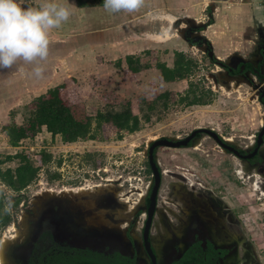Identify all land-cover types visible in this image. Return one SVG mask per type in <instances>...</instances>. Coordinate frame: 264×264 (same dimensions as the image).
<instances>
[{"label": "rangeland", "instance_id": "rangeland-1", "mask_svg": "<svg viewBox=\"0 0 264 264\" xmlns=\"http://www.w3.org/2000/svg\"><path fill=\"white\" fill-rule=\"evenodd\" d=\"M221 1L223 0H214L213 5L204 11V18L201 19V14H198L199 19H193L194 23L192 21L188 24L189 29L184 32L183 36L185 38L187 35L194 36L192 28L196 27L197 36L204 34L210 39L215 56L219 60L229 59L232 53L241 56L252 53L257 47L254 34L248 37L246 33L232 32L224 26L226 14L223 7L240 5L242 1L230 0L227 3ZM44 2L45 0H24L22 6L39 7ZM64 4L72 8L73 14L60 29H54L51 32L50 39L56 41L53 43V49L62 51V53L64 51L62 46L67 47L69 44L67 65L58 67V74L53 75L54 77H47V81H43L41 78H30L28 72L31 68L27 65L21 64L12 69L0 70V160L3 161V168L15 167L18 164L16 159H9V156L17 152L29 154L33 161L42 150L53 154V161L42 168L37 179L22 191L24 198L16 206L13 205L12 195L11 211L14 214V219L4 229L1 240L12 238L19 231H24L21 217L25 214H28L29 218L34 217L36 213H33L32 209L38 211L39 206H42L41 194L50 191V196L46 197L50 199L54 196L58 197L63 189L75 193L79 187H84L91 193L83 197H71L70 194L69 199H79L74 205L84 200L89 201L92 205L94 198L102 194H110L113 197L115 193V196H118V199L124 203L117 212L114 222H119L121 226L125 223L129 225L133 214L140 206V201L144 199L151 181L150 171L147 169V149L155 139L161 137L182 138L195 128L210 127L225 139L229 138L233 142L235 140L248 147L249 144H252L251 141L261 128L262 123L264 124V106L259 99L258 88L252 81L228 75L225 71L227 68L209 58L205 46L191 45L189 47L186 45L187 56L196 63L189 78L173 82L163 81L157 66L162 62L171 67L174 65L176 50L164 49V45L177 37L176 29L180 24L179 21L170 24V21L162 19L160 15L165 13L164 11L159 12L155 3H150V7L141 8L136 13H122L118 20L121 27L127 28V31H122L126 32V35L122 33L119 37L124 40L117 43L116 52H108L109 56L107 55L105 59L102 56L99 57L98 59L101 61L94 67L86 65L81 67L82 62L88 61H82V54L71 50L77 46L75 43L77 41L69 42V40L76 39V34H79V37L81 35L82 39V30L88 34L91 28L98 26V18L95 19L94 24L96 25H92L91 15L84 12L79 17L81 21L77 20L78 16L74 13L73 4L68 2ZM165 12L169 13V11ZM201 13H203L202 10ZM260 14V19L264 24L263 9ZM211 16H214L212 20L214 25L207 26L212 19ZM87 19L90 20V24ZM106 21L102 20V26L99 27L101 31L108 30L109 24ZM169 26V31L165 32ZM181 26L184 28L186 24L182 23ZM142 27L148 29V31H144V33L147 32L143 34L144 36L137 32L142 31ZM222 31H227L229 35L223 37ZM136 32L138 36L135 35ZM61 40L65 42L62 43L63 45L59 43ZM178 41V39H174L170 45H175ZM131 45L135 46L137 50L144 46L150 48H145L139 53V56L142 57V64L149 67L139 71L135 77H131L130 72L125 71L127 68L125 57L130 55L129 46ZM73 53L79 55L72 56ZM115 56H118L117 59H113ZM119 59L124 60L123 66L117 65L116 62ZM50 65L49 60L47 63L45 62L44 74H48L50 70L52 73L56 72L57 67L51 68ZM67 77L76 79V82L70 83V85L76 89L79 99L91 114H95L107 105L118 104L119 101L128 98L133 99L136 106L138 102L145 99L152 100L154 93L157 92L172 90L176 95L174 94L175 96L165 108L161 106L162 104L157 107L155 110L157 114L150 121L144 122L140 130L133 133L119 132L111 125H104L101 133L95 139L65 143L59 135L52 136L46 128H43L35 137L22 140L17 147L11 146L3 131V126L11 122L24 123L29 116V103L33 98L45 93L49 88L63 83ZM191 81L194 84H199V87L204 90H211L209 103L186 105L179 100L180 95L178 94L185 93ZM202 136V143L197 148L159 147L157 156L163 164V169L178 170L177 165L191 166L200 173L204 180H210L212 185L214 182V187L219 182L226 186L225 194L230 201L240 199V202L244 204L242 225L249 236L258 261L260 264H264V203L255 202L253 183L250 181H246L243 192L237 190L236 184L231 183V174L234 172L231 168V156L221 152L208 135L203 134ZM228 160L231 163L228 168H225ZM221 165H225L222 168L223 174H221ZM55 172L59 174V177H54ZM167 180L169 185L170 182L176 181V178H167ZM99 185L107 189L99 190ZM169 195L172 196V193ZM161 205L166 207L170 204L166 202ZM170 206L175 209L173 205ZM163 211L166 214V209ZM169 211L173 212L171 209ZM143 213L144 210L138 213L133 231L141 232L145 218ZM103 214L107 220L111 221L106 216L105 210H100L94 216L85 218L92 219ZM157 222L156 228L158 229H155L154 233L160 232L162 228L158 236L161 239L168 237L165 235V225H160ZM234 227L241 231L239 227ZM227 229L231 230L232 228L227 225ZM12 264L14 263L12 262Z\"/></svg>", "mask_w": 264, "mask_h": 264}, {"label": "flooded vegetation", "instance_id": "flooded-vegetation-1", "mask_svg": "<svg viewBox=\"0 0 264 264\" xmlns=\"http://www.w3.org/2000/svg\"><path fill=\"white\" fill-rule=\"evenodd\" d=\"M241 1L240 6L244 5V7L242 16L239 15L241 19H238L237 28L242 33H246L248 37L254 34L257 47L248 55L232 57L226 62L228 64L226 72L230 76L252 81L258 88L259 99L264 106V24L260 19V12L262 9L264 11V7L252 0ZM211 17L207 26L214 24L212 21L214 16ZM233 71L236 72L231 73ZM263 127L262 123L251 141L252 145L249 144L250 147L235 140L232 143L229 142L234 144L239 154L224 149L216 139L204 132L192 136L186 145L175 148H195L197 139L202 138L203 134L208 135L221 152L231 156L232 163L228 160L226 166L224 165L228 168L231 163L234 171L231 174V183L236 184L237 190L243 192L246 181L252 182L255 202L263 204L264 136L263 142L258 143L259 132ZM200 128L206 127L195 128L178 139H186ZM150 146L151 143L147 149V169L150 170L151 181L145 193L144 202L133 214L126 233L112 228L89 227L83 223L86 216H94L100 210H105L106 216L114 220L124 203L118 199V196H115V193L113 197L110 194H102L94 198L93 201L91 200L92 206L88 209H84L79 204L74 206L79 199L72 200L54 196V198L42 201V206H39L38 211L32 209V212L36 213L33 218H29L27 214L29 233L24 242L10 248V260L14 264H70L74 261H83V259H103L107 262L123 260L128 264H260L242 225L243 202L241 203L240 199L230 201L225 194L226 186L219 182L214 187V182L212 185L210 180H204L200 173L191 166L177 165L178 170L163 169V164L157 156L159 147L155 148L154 154L161 172V182L148 238L155 254V260L152 259L144 237L150 205L149 196L154 185V174L149 164ZM224 166L221 165V170ZM245 166H249L251 172L244 171ZM167 178H176V181L168 185ZM171 193L172 196L169 195ZM166 202L173 205L175 209L170 205L166 207L161 205ZM159 205L166 209L163 223L171 234L160 241V252L153 239L154 236L160 234L162 229L154 233V230L158 229L155 217ZM142 210H144L145 218L141 227V240H138L133 236L132 231L138 213ZM227 225L232 229L228 230ZM234 226L239 227L242 233L235 239H233Z\"/></svg>", "mask_w": 264, "mask_h": 264}, {"label": "trees", "instance_id": "trees-1", "mask_svg": "<svg viewBox=\"0 0 264 264\" xmlns=\"http://www.w3.org/2000/svg\"><path fill=\"white\" fill-rule=\"evenodd\" d=\"M77 4L80 7L100 6L103 5V0H77ZM125 61L127 63L125 71L130 72L131 77H135L139 71L149 67L142 64V57L139 55H127ZM123 62V59H119L116 63L123 66ZM195 66L196 63L187 56L186 52L176 51L172 67L162 62L158 64L157 68L161 72L163 81L173 82L189 78ZM75 82L76 79L67 77L63 83L55 85L45 93L33 98L29 103V116L24 123L11 122L3 126L8 143L17 147L22 140L35 137L43 128H46L52 136L59 135L65 143L95 139L101 133L104 125H111L119 132L133 133L140 130L144 122L150 121L157 114V111L155 112L157 107L162 104L161 106L165 108L176 95L172 90L157 92L154 93L152 100L145 99L138 102L136 106L133 99L128 98L119 101L118 104L107 105L95 114H91L79 99L76 89L70 85ZM209 93H212L211 90H204L199 87V84H194L191 81L186 92L178 95H180L179 100L186 105H196L209 103L211 95ZM9 159H16L18 164L15 167L3 168V161L0 160V185L13 194V205L16 206L24 198L22 191L37 179L42 168L53 161V154L42 150L33 161L29 154L17 152L9 156ZM54 177H59V174L55 172ZM4 207L5 201L0 199V240L4 229L14 219L13 212H5ZM70 264L128 263L123 260L107 262L103 259H83V261H74Z\"/></svg>", "mask_w": 264, "mask_h": 264}, {"label": "crops", "instance_id": "crops-1", "mask_svg": "<svg viewBox=\"0 0 264 264\" xmlns=\"http://www.w3.org/2000/svg\"><path fill=\"white\" fill-rule=\"evenodd\" d=\"M252 1L257 3V5H259L261 7L263 6L262 0H252ZM57 2H59L60 4H64L65 2L73 4L74 13L78 16L77 20H80L79 17L84 12H87V15H89V16L91 15L92 21H93L92 25H96V24H94L95 19L98 18V21H97L98 26L91 28L90 31H88L89 32L88 34H85L87 32H84V30H82V39L80 38L81 35L79 37V34H76V36H77L76 39L71 40L70 39L71 36H69L70 38H68V39H70L69 42H72L74 40L77 41V42H75V43H77V46H74L73 49H71V50H74L76 52H80V55L82 54L81 55L82 61H88L86 63L82 62L81 67L85 66V65L89 66V67H94V66L99 64V61H101L98 59L99 57L102 56L105 59V57L108 55L107 54L108 52L109 53L116 52V50L118 49L117 43H120L121 40H124V39L120 38L119 35L122 33L126 35V32H122V31H124V30L127 31V28L121 27L120 22L118 20L120 18V16H122V13L110 14L109 12H107L104 9L103 6H91V7H87V8L80 7L77 4V0H57ZM222 2L227 3V2H230V0H223ZM38 3H40V2H38ZM150 3H155V6L159 10V12L164 11L165 14L162 13L160 15L162 19L164 18V19L170 21L171 22V23L169 22L170 24L176 23L177 21H179V24H180L179 27L176 29L177 37L174 38V39H178L179 41L175 45H170V42L172 40H174V39H172V40L170 39L171 41L167 42L164 45V49L168 48L170 50L184 51L185 52L186 51L185 47H187V46H189V47L191 45H199L202 47L205 46L204 44H201L200 41H201V38H203V37L207 38V37L204 34H202L199 39L195 38L198 35V31H197L196 27L192 28L194 36L191 37V35H187L185 38L183 35H184V32L189 29L188 24H190V22H192V21L194 23L195 20H193V19H199L198 18L199 16H197L198 14H201V16H200L201 19L204 18V16H205L204 11L207 8H209V6L213 5V0H145V4H144L142 9H144L145 7H150L149 6ZM243 7H244V5L240 6L239 4H235L234 6L233 5L232 6L226 5V8L223 7V11L226 14L224 26L229 28L230 31H232V32H236V33L241 32L242 33V31H240L237 28V26H238L237 23H238V19H241L239 15H241ZM201 10L203 11V13H201ZM218 10H219V8H218ZM238 10H239V12L240 11L241 12L239 13ZM165 11H169V13L166 14L167 12H165ZM102 12H103V14H102ZM103 19L107 20L106 23L109 24V27H108V30L101 31L99 29V27L102 26V20ZM183 20H188V21L183 22ZM134 21H135V19H134ZM87 22L90 24L89 19H87ZM131 22H133V21H131ZM182 23L186 24V27L183 28L181 26ZM202 24H203V22H202ZM213 25L214 24L209 25V26H213ZM217 26H218V24H217ZM169 29H170V26L165 30V32H168ZM144 31H148V29L147 28L144 29L142 27V31H137V32H139V34L141 36H144L143 34L147 33V32L144 33ZM137 32L135 33L136 36H138ZM73 35H75V34H73ZM222 35H223V37H226L227 35H229V33H227V31H222ZM130 36H132V35H130ZM146 36L152 37L151 35H146ZM53 39H57V38H53ZM207 39L210 41L209 38H207ZM53 43H56V41L51 39L50 50H51L52 54L50 52L48 60L51 63L50 67L53 68L54 66H56L57 70L55 69L56 72L53 71L54 73H52L50 70L48 74H43V76L41 78V80H43V81H45L47 77H49V78L54 77L53 75L58 74V67L61 68L62 66L67 65L66 60H67V57H69L67 54H69V51H70V50L68 51L69 44H67V47H64V45L62 43H65V42L63 40H61L59 42L60 44L63 45L62 48H64V51L62 53V51H57L56 49H53V47H54ZM145 48L150 49L149 46H144V47L140 48V50H137L135 46L131 45V46H129V53H130V55H136V54L139 55L140 51H142ZM55 50L57 51V53ZM126 53H128V52H126ZM54 54H56L55 59L53 58ZM76 54L77 53H73L72 56H75ZM77 55H79V54H77ZM235 55H238V54L232 53V56L230 58L234 57ZM117 57L118 56H115L113 59H117ZM230 58L225 59L224 61L228 62L230 60ZM226 60H228V61H226ZM47 61H46V63H47ZM28 67L31 68V66H28ZM31 71H32V69L28 73H29L30 78H33V76L31 75Z\"/></svg>", "mask_w": 264, "mask_h": 264}, {"label": "clouds", "instance_id": "clouds-1", "mask_svg": "<svg viewBox=\"0 0 264 264\" xmlns=\"http://www.w3.org/2000/svg\"><path fill=\"white\" fill-rule=\"evenodd\" d=\"M24 0H0V70L17 65L31 66V75L42 78L50 55V34L60 29L73 14L67 4L45 0L39 7H24ZM145 0H103L110 14L136 13ZM12 193L0 185L5 212L12 209Z\"/></svg>", "mask_w": 264, "mask_h": 264}, {"label": "bare ground", "instance_id": "bare-ground-1", "mask_svg": "<svg viewBox=\"0 0 264 264\" xmlns=\"http://www.w3.org/2000/svg\"><path fill=\"white\" fill-rule=\"evenodd\" d=\"M257 56V55H256ZM252 57V56H250ZM258 57V56H257ZM221 78V77H220ZM226 140L230 143H232L233 141L229 138H226ZM202 141V138L200 139H197L196 143H195V148L198 147V145H200ZM234 145V144H233ZM252 145V144H251ZM251 145H249L248 147H250ZM243 163V162H242ZM250 165V164H249ZM253 168V167H252ZM250 167L249 166H245L244 168V171L246 172H250ZM243 171V170H242ZM99 190H103V189H107L106 187H102L101 185L98 186ZM96 192V191H95ZM91 192L88 191L86 188L84 187H79L76 192L74 193L73 191L71 190H66V189H63L60 191V193L58 194V197H64V198H68L70 197H83L84 195H88L90 194ZM71 194V195H70ZM74 194V195H73ZM50 196V191H47V192H44L43 194L40 195V197L43 199V201H45V198ZM144 198V197H143ZM47 199V198H46ZM143 199L140 201V204L139 205H142L143 204ZM84 209H88L90 208L92 205L89 201H81V203H79ZM75 206V205H74ZM137 209V208H136ZM164 209L159 205V208H158V212L156 214V221H158L157 223H159L160 225H163V219L165 216L164 214ZM119 220V219H117ZM21 223H22V226H23V229L24 231H19L16 235H14L12 238H4L0 241V263L1 264H12V262H10V258L8 256V251L10 250V248L15 245V244H19L21 242H24V240L26 239L28 233H29V230H28V227H27V224H28V221H27V215H23L21 217ZM83 223L86 225V226H89V227H96V228H105V229H115V230H119L123 233H126L127 231V228H128V223H125L123 224L122 226L116 222H114V220H107L105 215H99L97 217H94L92 219H88V218H85L83 220ZM167 223V222H166ZM165 223V224H166ZM84 225V226H85ZM17 230V229H16ZM177 230V229H176ZM164 231L166 232L165 235H167L168 237L171 236L170 232L167 230V228L165 227ZM234 238H238L239 235H242L241 231L239 230H236L234 229ZM133 236L135 238H137L138 240H141V232L140 231H133L132 232ZM173 236V235H172ZM153 237V236H152ZM154 244L157 248V250L160 252V241L162 240L160 236H154ZM24 244V243H23ZM242 244V243H241ZM13 248V247H12Z\"/></svg>", "mask_w": 264, "mask_h": 264}, {"label": "water", "instance_id": "water-1", "mask_svg": "<svg viewBox=\"0 0 264 264\" xmlns=\"http://www.w3.org/2000/svg\"><path fill=\"white\" fill-rule=\"evenodd\" d=\"M195 38L199 39L200 36H196ZM201 44H204L206 46V50L208 52V56L211 60H214L217 64H219L220 66L223 67H227L228 64L224 61V60H219L217 56H215V52L214 49L210 43V41L207 38H201L200 41ZM199 132H204L207 133L208 135L212 136L214 139H216L219 144L226 150H230L235 152L236 154H239V150L236 149L232 144H230L223 136H221V134H219L218 132H216L214 129L210 128V127H206V128H200L195 130L191 136H188L186 139H182L179 140L178 138H172V137H161L158 139H155L150 146L149 149V164L151 166V169L153 170V174H154V185L152 188V191L150 193L149 196V200H150V205H149V209H148V220L146 223V227H145V233H144V237L146 240V247L148 249L149 254L151 255L152 259L155 260V254L154 251L149 243V234H150V227L152 224V219L155 213V209H156V202H157V195H158V191H159V187H160V182H161V172L158 166V162L156 160L155 154H154V150L157 147L160 146H167V147H180L182 145H186L188 143V141H190V139L192 138V136L196 135ZM263 136H264V127L260 130L259 132V140L258 143L261 144L263 142ZM11 253V251H8V256Z\"/></svg>", "mask_w": 264, "mask_h": 264}, {"label": "built area", "instance_id": "built-area-1", "mask_svg": "<svg viewBox=\"0 0 264 264\" xmlns=\"http://www.w3.org/2000/svg\"><path fill=\"white\" fill-rule=\"evenodd\" d=\"M262 2H263V7H264V0H262Z\"/></svg>", "mask_w": 264, "mask_h": 264}]
</instances>
